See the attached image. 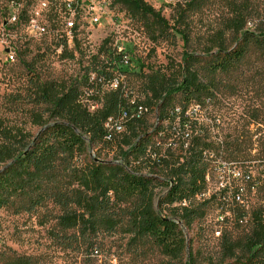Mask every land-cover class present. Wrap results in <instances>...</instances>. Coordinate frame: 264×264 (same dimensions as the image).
Here are the masks:
<instances>
[{
    "label": "trees",
    "instance_id": "1",
    "mask_svg": "<svg viewBox=\"0 0 264 264\" xmlns=\"http://www.w3.org/2000/svg\"><path fill=\"white\" fill-rule=\"evenodd\" d=\"M6 1L0 7L3 19L9 12L10 0ZM227 1L230 17L224 26L234 35L236 46H226L224 32L219 31L211 37L203 55L188 50L189 35L181 27L188 12L200 6L198 0L180 4L173 25L147 0H113L114 10L149 26L153 39L154 33L165 36L170 30L180 36L186 48L182 63L150 67L145 72L143 64L139 69L121 66L122 72L145 78L144 98L134 97L122 88L99 89L101 105L93 112L84 103L91 86L89 75L96 65H102L99 55L112 57L114 40L110 37L103 40L99 53L89 59L94 68H84L86 75L82 81H43L34 73L37 78H33V101L43 106L46 114L32 115V122L41 127L40 131L32 135L0 118V209L33 213L52 205L57 213L51 238L67 249L85 247L97 252L101 238L123 234L128 237L129 247L158 250L169 259L164 264H198L192 249L187 256L184 227L190 229L204 216V207L216 199L213 195L203 203H194L207 186L206 151L216 146L208 141L206 127L198 119L187 117L185 111L193 103L202 107L214 96L216 75L234 72L244 60L249 43L264 50V21L254 28L248 26L249 15L260 9L252 0ZM78 43L76 49L80 48ZM126 49L132 56L134 45L126 43ZM16 53L18 57L20 48ZM63 57L75 59L73 52ZM201 61L210 77L207 81L203 71L196 67ZM30 70L33 71L32 66ZM178 96L184 102L179 111L175 105ZM140 105L147 107L148 112L129 118L124 131L107 140L105 122L119 117L124 109L133 114ZM156 111L158 120L169 121L167 127L153 128L150 114ZM158 135L161 140L155 141ZM113 146L117 152L113 159L102 158L106 148L113 150ZM225 152L229 157L235 154ZM253 187L261 195L262 203L251 214L250 231L239 237L221 233V257L211 264H264V177L256 179ZM162 188L166 192L158 197ZM241 190L237 185L232 193ZM222 195L224 203L233 202L228 201L227 188ZM184 200L189 201L187 206L182 205ZM0 264L39 263L32 256L2 252Z\"/></svg>",
    "mask_w": 264,
    "mask_h": 264
},
{
    "label": "rangeland",
    "instance_id": "2",
    "mask_svg": "<svg viewBox=\"0 0 264 264\" xmlns=\"http://www.w3.org/2000/svg\"><path fill=\"white\" fill-rule=\"evenodd\" d=\"M156 10L165 16L173 25L178 18L177 10L185 0H147ZM197 1V0H196ZM244 1V0H239ZM3 0L1 6L6 5ZM200 6L188 12L182 22V29L189 35L188 50L203 54V50L211 44V37L219 31L224 32L225 43L229 48L236 46L234 35L225 29V21L230 17L227 0H198ZM260 9L249 15L251 25L258 26L264 21V0H252ZM120 8V7H119ZM115 10L118 20L104 23L100 27L91 28L79 36V47L75 50V59L60 57L53 51L52 38H30L24 27L12 31L9 37L3 34V17L0 15V118L10 126L19 127L32 135H36L41 127L32 122L33 113L45 114L44 107L33 101V78L38 75L41 80L59 82L82 81L85 78L84 68H94L90 62L92 55H97L103 40L110 37L117 41L132 43L133 65L143 71L150 67L165 68L174 62L182 63L185 51L183 40L169 31V35L160 36L154 33L143 21L129 19L125 13ZM1 14V11H0ZM13 43L21 53L14 62L7 60V50ZM248 52L234 72L218 73L217 82L213 87L214 96L208 99L198 112L199 123L206 127L208 141L216 147L206 151L209 158L207 186L204 197L198 196L194 203H203L216 195V199L204 207L205 214L192 225L184 227L188 240L187 256L193 250L198 264H211L221 257L222 234L233 233L242 236L251 229V214L262 203L261 195L253 187V181L264 177V50L249 43ZM83 55L80 54V50ZM204 55V54H203ZM99 58L101 56L99 55ZM31 63L33 71L30 70ZM170 63V64H169ZM205 62L197 63L196 67L203 71L207 81L208 72L204 71ZM126 90L134 97L144 98L145 78L136 74H124ZM176 107L183 108L180 96L175 102ZM157 111L150 114V121L156 127H167L169 121L157 120ZM46 115V114H45ZM46 117V116H45ZM161 140L160 135L155 141ZM98 149V148H97ZM234 152V156L226 154ZM117 154L107 147L102 158L111 160ZM94 157V153H92ZM226 162L236 165L251 180H236L244 190L243 204L233 199L232 203H224L222 188L230 181V175H220L219 164ZM165 189L158 190V197L165 194ZM232 198L229 197L231 202ZM222 202V203H221ZM219 203H221L219 205ZM57 213L52 205L33 213H16L12 208L0 209V253L28 255L34 257L39 264H164L169 259L156 249L144 250L129 247L128 237L123 234L106 236L100 239L96 250L85 247L67 249L51 238V229L55 228ZM221 217L225 219L222 220ZM220 232V235L218 234Z\"/></svg>",
    "mask_w": 264,
    "mask_h": 264
},
{
    "label": "built area",
    "instance_id": "3",
    "mask_svg": "<svg viewBox=\"0 0 264 264\" xmlns=\"http://www.w3.org/2000/svg\"><path fill=\"white\" fill-rule=\"evenodd\" d=\"M7 7L8 16L2 22L5 37H9L12 31L24 27L26 35L30 38L45 36L52 38L53 51L60 57L66 55L67 52L74 53L77 50L76 44L83 32L89 33L91 28L100 27L104 23L111 24L118 20L114 12L113 0H10ZM10 46L6 51L7 60L14 62L17 58V51L13 43ZM112 46V57L106 58L105 55H101L102 65H96V69L92 70L89 75L91 86L86 92L84 103L91 112L101 105L98 100L99 89H126L123 79L126 73L122 72L120 67H131L133 65L132 56L127 52L125 41H117ZM201 108L200 104L193 103L186 109L185 115L198 119L197 115ZM179 110L180 108H177V111ZM146 112L148 108L140 105L133 114L124 109L119 117H110L105 122L107 129L105 138L111 140L115 133L124 131L125 122L129 118L140 117ZM218 169H220V175L227 174V172L230 175V181L223 185L222 190L227 188L230 198L243 204V190L233 194V182L251 180L252 176H245L232 163L223 162L219 164ZM205 191L198 196L204 197ZM188 204V200L182 202L183 206ZM218 234L220 235V232Z\"/></svg>",
    "mask_w": 264,
    "mask_h": 264
}]
</instances>
